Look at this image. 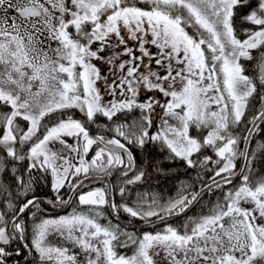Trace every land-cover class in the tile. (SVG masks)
I'll return each instance as SVG.
<instances>
[{
	"label": "snow or ice",
	"instance_id": "1",
	"mask_svg": "<svg viewBox=\"0 0 264 264\" xmlns=\"http://www.w3.org/2000/svg\"><path fill=\"white\" fill-rule=\"evenodd\" d=\"M0 13V107L9 109L0 112V264H8L13 251L20 256L19 248L9 250L14 241L35 253L36 264H78L69 247L49 242L51 235L79 247L86 264H156L161 252L167 264H264V178L251 179L257 151L241 150V137L231 131L244 122L245 144L264 131V0H0ZM236 19L249 27L238 30ZM107 49L114 51L101 55ZM253 60L255 74L248 75L242 61ZM94 61L106 64L111 75H102ZM153 61L163 75L153 70ZM98 82L112 99L104 101ZM142 90L167 99L140 100ZM251 100L261 107L246 120ZM157 107L163 115L153 132ZM71 109L90 123L98 116L112 121L115 135H91L71 115L42 124ZM134 110L136 119L114 120ZM193 129L206 135H192ZM148 143L188 168L212 171L211 182L198 191L182 186L167 200L138 192L118 205L115 195L131 196L129 186L145 181L131 146ZM204 149L216 159H200ZM257 150L264 151V144ZM241 158L244 167L236 171ZM25 161L21 171L16 165ZM210 163L217 167L208 168ZM114 173L121 178L118 189L106 181ZM37 174L51 177L55 203L34 194L27 198ZM237 177L241 183L224 191L207 214L188 217L179 228L167 223ZM93 181H104V187L83 191ZM65 188L87 211L43 217L44 203L71 204V197L60 195ZM20 196L26 199L15 203ZM105 206L154 226L158 221L163 229L138 236L111 221L101 224ZM129 247L131 255L116 251Z\"/></svg>",
	"mask_w": 264,
	"mask_h": 264
},
{
	"label": "trees",
	"instance_id": "2",
	"mask_svg": "<svg viewBox=\"0 0 264 264\" xmlns=\"http://www.w3.org/2000/svg\"><path fill=\"white\" fill-rule=\"evenodd\" d=\"M144 6V5H141ZM247 9H242L241 12H246ZM235 26L238 30H242L245 27H249L248 24L244 23L240 19H236ZM190 34L194 31L193 29H187ZM255 56L256 53L254 52ZM127 59V58H126ZM147 63V59L145 60ZM152 63L155 64V61ZM246 67V74L254 75V65L256 63L255 60L251 62H244ZM140 100L143 99L142 91L139 96ZM261 107L260 103L257 100H251L249 105V110L246 113V120L251 119V116L255 110H258ZM7 107H0V112L8 111ZM66 115H71L72 118L81 120L85 123V126L89 130L91 135L103 134L106 137H111L115 135L110 131L114 124L112 121H107L106 118L98 116L94 123H90L86 120V117L79 112L78 109L67 110L65 113H53L50 118H45L43 123H48L49 126L51 123L55 122L56 119L66 118ZM138 110H134L132 113L128 114H118V117L114 118L116 122H130L133 119L138 117ZM153 117L156 118V116ZM20 126L22 128H26L27 122L20 121ZM261 128L264 129V124L261 125ZM232 134L238 137H241L239 145L240 149L244 150V140L242 137L246 134L245 132V123L242 122L239 126H236L231 129ZM192 135L202 136L206 135V130H201L197 132L196 130L191 131ZM258 144H264V131L257 132L253 135L251 143L248 144L247 151L252 152L253 150L257 151L256 159L253 163V171L251 174L252 180H258L264 178V151L257 150ZM133 155L136 158V167L138 169H142L145 171V181L138 185L129 186V190L132 193L131 196L125 197L122 199L119 195H115V202L119 205L124 202H130L134 199L135 194L138 192H149L157 194L162 200H167L169 198H174L180 192L182 186L187 187V190L190 191H198L202 186L203 182H211L209 177L213 175L212 171H208L207 169L200 168H188L186 164L182 160H171L169 159V154L167 150H161L160 146L155 143H148L143 148L131 146ZM95 150V146L93 151ZM92 153H89V158H91ZM212 156L213 159H216L215 154L211 149H204L200 154H198L200 159H203V156ZM195 158V157H194ZM242 159V158H241ZM241 159L236 160V171H239L241 165ZM26 161L22 163H18L16 166L21 171L23 167L26 165ZM217 167L214 164H209L208 168L212 169ZM39 175V180L34 185V192L29 193L27 198H31L34 194L38 196L41 200H52L54 203L56 202V193L53 192L51 188V177L48 175ZM27 178V177H26ZM5 183H12L7 179V177L2 178ZM120 177L118 173H114L111 177L106 178V180L111 183L114 188L119 187ZM219 179V177L217 178ZM241 183L240 179L233 180L232 185L225 186L224 189H214L212 192H205L203 196L199 199L198 203H194L192 207L185 213L180 216L170 217L167 223H170L172 226L179 228L183 225L188 217H197L200 215H205L209 212V210L215 205L218 200L222 199L223 192L229 188H233L238 186ZM87 186L83 189V191H88L92 188L104 187V181H93L91 183L86 182ZM191 186V187H188ZM14 191V190H13ZM15 194V192H14ZM60 195L64 199L72 198V202L69 205H59L57 207H53V205L44 203L41 205V208L45 211L42 213L43 217H58L62 215L71 214L73 208L77 209V211H87L88 206H81L76 203V196L73 192L69 191L67 188L61 189ZM26 199L23 196H20L15 203H22ZM4 196L0 195V204H4ZM104 217L100 219L101 224H106L108 221H111L113 224H119L122 228L127 229L130 232H135L136 235H141L145 231H160L163 229V224H160L158 221L155 226L145 223L139 219L130 218L127 214L120 212L119 215L113 213V211L107 206L104 207ZM25 221L28 225V233L27 237L30 238L31 235V227L32 220L29 215L26 213ZM19 248L20 256L15 255L13 251L12 257L9 259L8 264H16L19 261V264H36L35 253L29 252L27 249H24L20 241H14L11 245H9V250H14ZM116 251L118 254L131 255L132 248H117ZM29 254H28V253ZM28 258V259H27Z\"/></svg>",
	"mask_w": 264,
	"mask_h": 264
},
{
	"label": "rangeland",
	"instance_id": "3",
	"mask_svg": "<svg viewBox=\"0 0 264 264\" xmlns=\"http://www.w3.org/2000/svg\"><path fill=\"white\" fill-rule=\"evenodd\" d=\"M12 2H13V4H16L17 0H12ZM0 17H2V13H0ZM17 19L19 20V17H17ZM11 22L12 21L9 19L8 23L11 24ZM134 44H135V42H131L130 46H134ZM55 46H56L55 43H53L52 47H55ZM93 47L95 48L96 45H93ZM149 48H150V51L153 52V53H155L157 51V49L154 46H149ZM112 51H114V50L107 49L106 52L105 53H101V55H105V54L111 55ZM123 58L126 59L127 57H123ZM94 63H96L97 66L101 69L102 75L106 74V73L109 76L111 75V73L107 72L108 66L106 64H104L101 61H94ZM152 68H153V70H159L161 75L164 74V69H162V68L157 69V66L154 63H152ZM144 70L145 69L141 68V71H144ZM97 86L100 88L101 94L103 95V98H104L105 102H107L108 100L112 99L110 96H108L105 93V90L102 87V82H98ZM142 95H143V99H145L148 96H153V95L157 99H161V100L167 99V98L162 97V95L160 93H158V92L150 93V92L142 90ZM162 115H163L162 110L159 107H157L156 112L154 113V116H156V118H154V120H153V132L159 128V126L161 124ZM169 122L173 123V124L175 123V121H169ZM66 139H68L69 143H73L72 141H70V138H66ZM57 147H59V145H57ZM241 206L242 207H251L250 204L245 203V202H241ZM229 222L230 221L227 218H225L224 223L227 225ZM48 239H49V242L51 244H53V245H56V246H62L63 245V246L69 247L71 249V251H73L75 254H77L78 264H86V261H87L86 254L83 253L79 247H74L70 243L69 244H65V242L59 236H56V235H51V236H49ZM163 255H164L163 252H161L159 256H155L154 257V259L156 260V264H167V261L163 259Z\"/></svg>",
	"mask_w": 264,
	"mask_h": 264
},
{
	"label": "water",
	"instance_id": "4",
	"mask_svg": "<svg viewBox=\"0 0 264 264\" xmlns=\"http://www.w3.org/2000/svg\"><path fill=\"white\" fill-rule=\"evenodd\" d=\"M247 146H248V144H246L245 145V150L247 149ZM244 160L242 159V162H241V165H240V169H239V171L244 167ZM236 179H238V177L237 178H235L234 180H236ZM22 243V242H21Z\"/></svg>",
	"mask_w": 264,
	"mask_h": 264
}]
</instances>
